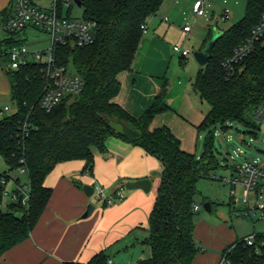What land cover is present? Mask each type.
I'll return each instance as SVG.
<instances>
[{
  "label": "trees",
  "instance_id": "16d2710c",
  "mask_svg": "<svg viewBox=\"0 0 264 264\" xmlns=\"http://www.w3.org/2000/svg\"><path fill=\"white\" fill-rule=\"evenodd\" d=\"M13 1L0 13V38L4 36L0 48L6 46L1 57L17 104L15 112L0 119V154L10 167L9 172H0V264L7 250L31 236L45 210L52 195V188L45 183L47 175L59 163L74 159H84L83 171H91L94 148L106 152L111 136L142 146L163 162L146 239L152 254L139 264H203L196 260L200 248L195 241L194 205L198 204L199 180L219 165L210 140L199 157L182 147L171 127L151 128L158 114L172 109L166 101L167 80L140 117L114 101L122 86L119 73L132 68L145 33L142 25L148 24L166 0H83V17L97 23L95 41L87 46L62 44L57 52L59 62L81 75L85 86L80 95L65 98L51 111L39 104L46 83L43 65L35 61L18 68L11 65L9 50L25 43L19 36L22 32L5 27L13 13ZM263 15L264 0H248L246 16L222 31L213 57L192 81L193 90L211 106L199 130L212 132L217 124L225 126L227 121H239L251 130L259 127L255 115L264 105V44L258 43L232 75H228L224 61L251 35ZM22 169L29 174L26 203L22 201L24 184L18 175H11ZM11 181L17 184L14 191L19 198L4 209L1 204ZM252 234H256L254 245L244 242L246 236L223 249V253L230 250L228 257L233 264H264V233ZM109 259L103 249L86 264H109Z\"/></svg>",
  "mask_w": 264,
  "mask_h": 264
},
{
  "label": "crops",
  "instance_id": "0c3cea01",
  "mask_svg": "<svg viewBox=\"0 0 264 264\" xmlns=\"http://www.w3.org/2000/svg\"><path fill=\"white\" fill-rule=\"evenodd\" d=\"M11 1L0 0V13ZM164 5L167 6L168 2ZM157 16L158 13L147 24L132 68L122 71L118 76L122 86L114 101L136 117L142 116L163 90L173 57L168 37L172 27L167 24L170 18ZM19 36L23 38V32ZM180 92L182 104L192 106L193 95L198 94L193 87L185 85ZM172 94V87L169 86L166 98L172 109L158 114L151 128L167 125L177 135L172 111L189 121L190 114L180 106V101L177 103L178 97L176 101L170 99ZM107 146L106 152L94 148L95 161L91 171H83L84 159H74L59 163L47 175L45 183L52 188L49 202L31 236L7 250L2 257L3 264H64L66 261L86 264L97 252L124 237L139 234L140 231L148 234L163 162L142 146L116 136L108 138ZM142 178L151 179L149 191L129 189L123 200L111 205L98 196V203L90 202L83 188L85 184L94 186L100 183L105 193L112 196L119 187H126L128 181ZM15 187L16 183L11 191ZM91 204L94 206L91 213L85 215ZM139 243L144 242L141 240Z\"/></svg>",
  "mask_w": 264,
  "mask_h": 264
},
{
  "label": "rangeland",
  "instance_id": "374dc122",
  "mask_svg": "<svg viewBox=\"0 0 264 264\" xmlns=\"http://www.w3.org/2000/svg\"><path fill=\"white\" fill-rule=\"evenodd\" d=\"M48 1L40 0V3L43 5ZM194 1L166 0L165 3L168 2V5H163L157 17L168 16L170 19L167 24L172 25L168 37L170 36L173 57L166 75L168 84L173 90L170 99L175 100L178 97L177 103L180 101V106L190 114L189 121L172 111V117L176 121L177 136L181 139L185 149H189L199 157L204 153L210 140L219 163L197 184L199 192L197 202L200 208L195 210L194 217L195 241L200 248L196 260L203 264H217L223 249L231 246L236 240L252 233H264V215L262 217L244 215L247 207L253 205L252 194L250 204L247 205L244 201L247 194L246 188L240 183L232 184L229 181L234 176H239V164L262 156L257 148L264 149V120L258 123L259 127L255 130H251L239 121H227L225 126L219 123L213 127L212 132L208 129L199 130L198 124L209 111L210 104L206 100H202L198 94L193 95L192 106L187 103L182 104L181 89L185 85L191 88L192 81L203 67L196 59L195 52L204 47L211 29L217 28L221 32L226 31L233 24L241 21L246 16L248 4V0H205L209 4L208 16H198L192 8ZM226 7L230 9L232 16L228 20H222L221 14ZM83 13L84 6L73 8L74 16L82 17ZM187 21L192 25L190 32L184 30ZM152 28L153 26H151ZM23 34L24 42L30 50L45 49L51 45V36L41 29L29 28ZM175 45L189 49L191 55L182 61L181 54L174 50ZM5 48L6 46L2 44L0 48V119L17 110L8 68L1 57L2 50L4 51ZM7 105L9 109H5ZM195 123L198 124L195 126ZM239 150H243V153L239 154ZM9 170L8 162L0 154V172H9ZM11 175H18L22 184H28L27 191H29L27 171L17 170ZM13 186V181L7 184L9 190H12ZM128 190L127 187H124V194ZM98 200L96 193L89 196V201L92 203L96 204L99 202ZM10 201L11 197L6 194L1 206L8 209ZM206 202L212 204L211 210L206 208ZM149 235L150 223L148 234H145L144 231H140L139 234L134 233L105 247V250L115 264H139L141 259L148 258L152 254L151 247L146 241ZM141 240L144 243H139Z\"/></svg>",
  "mask_w": 264,
  "mask_h": 264
},
{
  "label": "built area",
  "instance_id": "2783aa9c",
  "mask_svg": "<svg viewBox=\"0 0 264 264\" xmlns=\"http://www.w3.org/2000/svg\"><path fill=\"white\" fill-rule=\"evenodd\" d=\"M75 6L83 7V0H81V4L77 0H49L47 4L43 5L40 0H14L13 13L5 23V27L9 31L25 32L29 28H36L46 31L51 36V45L48 48L30 50L24 43L15 45L9 50L13 68H18L31 61L40 62L43 65L42 71L46 83L39 104L46 111L53 110L65 98L73 99L80 95L85 86L81 75L77 74L69 65L60 63L58 60L59 45L87 46L94 43L96 38V21L85 19L83 16H74L72 12ZM192 8L196 15L208 16L209 4L205 0H195ZM230 12L228 7L224 8L221 19H230L232 16ZM142 28L147 31L146 24H143ZM184 30L191 31L192 25L187 23ZM258 43L264 44V15L252 29L251 35L240 43L233 54L224 61L228 75L235 72L237 64L252 53ZM174 49L185 58L191 55L189 49L181 48L179 45H175ZM5 109H9V106L7 105ZM255 119L258 122L264 120V105L257 110ZM241 153L243 150H239V154ZM238 170L239 176H234L229 181L232 184L240 183L246 188L247 194L244 201L247 205L250 204L252 194L253 205L247 207L245 215L262 217L264 215V154L261 157L247 160L244 164H239ZM13 182L15 183V181ZM22 189L24 191L22 201L26 203L29 198L26 193L27 187L24 186ZM94 193L110 205L125 198L124 186L119 187L115 195L108 196L104 186L95 183ZM5 194H8L12 200L19 198L14 190L11 191L8 188ZM199 208V204L194 205L195 210H199ZM244 242L247 245H254L256 234L247 236ZM229 251L221 255L217 264H233L228 257ZM112 263V259H109V264Z\"/></svg>",
  "mask_w": 264,
  "mask_h": 264
},
{
  "label": "water",
  "instance_id": "95a60500",
  "mask_svg": "<svg viewBox=\"0 0 264 264\" xmlns=\"http://www.w3.org/2000/svg\"><path fill=\"white\" fill-rule=\"evenodd\" d=\"M79 2V4H81V0H77ZM223 35V32L219 31L217 28L213 29L212 34L210 35L207 43L205 44V46L200 49L199 51L195 52V57L198 60V62L205 66L206 64L209 63V61L211 60V58L213 57L214 54V47L216 45V42L218 41V39ZM257 151L260 154H264V149L262 148H257ZM128 189H134V188H142L146 191H149L152 187V181L149 178H142V179H138V180H130L126 183L125 185ZM85 193L88 196H92L94 193V186L92 184H85L83 186ZM205 206L208 210H211V204L210 202H206ZM93 205H89V208L86 212L85 215H88L91 213L92 209H93Z\"/></svg>",
  "mask_w": 264,
  "mask_h": 264
}]
</instances>
